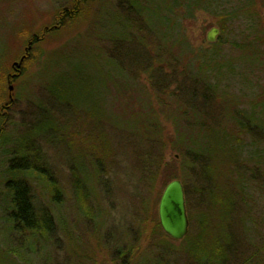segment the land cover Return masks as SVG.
<instances>
[{"label": "rangeland", "instance_id": "obj_1", "mask_svg": "<svg viewBox=\"0 0 264 264\" xmlns=\"http://www.w3.org/2000/svg\"><path fill=\"white\" fill-rule=\"evenodd\" d=\"M149 1L151 5L163 4V0ZM71 2L0 0V94L4 96L0 102V125L6 141H0V264H196L188 251L199 253L193 244L199 220L195 208L199 205L191 191L190 177H183L178 154L167 150L164 172L147 183L135 165L138 149H132L124 141L117 145L124 127L130 126L136 117L125 86L119 89L121 86L113 84L119 80L118 65L134 68V54L127 46L112 47L108 39L112 35L109 27L117 22L114 9H121L126 0H95L85 19L48 32L40 42L33 44L20 75L10 83L11 99L8 96L7 74L12 72V63L24 54L30 37L41 35L44 26L53 22L58 9L68 7ZM255 4L263 18L264 32V0H255ZM129 5L134 6L130 2ZM183 26L194 47L210 44L206 34L212 27L219 30L215 41L220 34L215 15L201 9L195 11L192 19L183 21ZM231 28L232 32L224 36L228 43L238 41L242 29L235 25ZM260 43L264 49V35ZM223 49L231 57L238 53L230 47ZM239 55L248 64L254 59L246 53ZM245 75L247 84L254 83L252 93L264 87L263 72L254 69L246 71ZM239 88L248 93L246 85H240L239 81L231 82L227 90L237 94ZM241 100L250 98L246 96ZM73 107L80 112L77 117L72 114ZM159 119L164 138L173 136L171 122L165 115ZM106 129L116 142L108 160L111 163L116 158L94 178L91 168L94 158L87 156V150L101 143L99 135L105 134ZM256 129L264 136V117ZM89 134L96 139L88 140ZM26 145L36 149H23ZM37 148L40 158L35 156ZM9 150L13 151L15 159L6 153ZM215 152L216 163L220 164L221 150L215 149ZM10 160L13 166L9 168ZM82 165L86 175L82 173L80 179H76V170L82 171ZM31 166L43 180L23 173L18 177L29 184L35 205L46 209L53 217V223H45L48 227L36 236L28 230H10L14 221L8 212L11 204L5 188L7 182L18 178L14 177V171ZM166 175L188 186L185 202L191 218L184 241L172 239L159 226L157 208ZM49 178L58 189V203L53 200L56 189L50 186L53 182ZM257 179L264 189L259 173ZM77 183L82 190L80 196L86 199L83 204L77 203L75 198ZM257 193L254 192V198ZM257 206L264 207V192ZM241 216L243 213L236 211L229 218L226 231L219 228L216 214L209 213V229L206 236H202L203 244L219 238L238 251L247 249L251 239L249 231L243 228L241 231L238 226ZM231 259L235 261L233 256Z\"/></svg>", "mask_w": 264, "mask_h": 264}, {"label": "trees", "instance_id": "obj_2", "mask_svg": "<svg viewBox=\"0 0 264 264\" xmlns=\"http://www.w3.org/2000/svg\"><path fill=\"white\" fill-rule=\"evenodd\" d=\"M94 1L72 0L68 7L59 8L58 13L62 11L64 14L62 25L49 32L85 19ZM126 2L121 4V9H114L117 22L109 27L112 35L108 39L112 47L117 45L122 49L127 46L134 54V68L118 65L119 80L113 84L121 86L119 89L125 86L136 117L130 126L124 127L117 145L124 141L125 145L138 149L135 165L147 183H152L164 172L167 150L178 154L183 177H190L191 191L199 205L195 208V215L199 218L198 231L193 236V244L199 253L195 255L188 251L196 264H208L207 260L211 264H264V207L257 206L264 192L263 183L257 182L258 173L264 182V136L256 129L264 117V87L252 93L254 83L247 84L245 78L246 71L258 69L264 73V49L260 43L264 35L263 18L255 0H163V4L154 2V5L149 0ZM199 9L215 15L220 29L217 40L207 47H194L183 26V21L192 19ZM234 25L242 29L238 41L228 43L224 36L232 32ZM35 43L33 40L32 45ZM224 47L238 50V55L231 57L224 52ZM242 53L254 56L253 61L245 63L239 55ZM235 81L246 85L248 93L242 88L237 94L229 92V84ZM246 96L250 100L242 101ZM3 99V94H0V102ZM72 110L75 117L80 114L77 107ZM161 115H165L173 125L174 133L169 138L163 136ZM106 132L107 129L105 134L99 135L101 143L87 150V156L94 158L91 163L94 178L116 158L115 154L111 163L108 160L116 142ZM4 135L0 125V141L6 143ZM92 137L89 134L88 140L96 139ZM23 149L36 148L26 145ZM215 149L221 150L220 164L216 163ZM6 153L15 159L13 151ZM39 154L37 148L35 156L40 158ZM12 161H9V168L13 166ZM84 167L82 171L76 170V179H80L82 173L86 175ZM22 173L43 180L36 174L34 166L14 171L13 175L18 177ZM174 178L166 175L165 184ZM49 180L53 182L51 178ZM184 185V194L189 195L188 186ZM50 186L56 189L54 182ZM5 188L14 221L10 230H28L36 236L48 227L45 223H53L48 211L35 205L25 180L18 177L7 182ZM255 191L259 192L256 198L253 197ZM55 192L53 200L58 203V189ZM81 192L77 183L75 198L77 203L83 204L86 199L80 196ZM81 208L83 210L82 205ZM236 211L243 213L238 226L241 231L242 228L249 231V247L238 251L230 244H223L219 238L204 245L202 236L205 237L209 229V213H215L219 228L226 230L229 218ZM187 216L191 218L190 210H187ZM187 237L188 234L183 241ZM232 256L235 261H232Z\"/></svg>", "mask_w": 264, "mask_h": 264}, {"label": "water", "instance_id": "obj_3", "mask_svg": "<svg viewBox=\"0 0 264 264\" xmlns=\"http://www.w3.org/2000/svg\"><path fill=\"white\" fill-rule=\"evenodd\" d=\"M219 30L212 27L206 34V40L213 43L218 35ZM27 46L25 54L13 63V66L19 67L24 58L27 57ZM7 89L9 98L11 99V90L13 89L8 80ZM159 226L169 237L175 240L183 239L189 229V219L185 205L184 189L181 181L177 178L170 180L164 187L157 208Z\"/></svg>", "mask_w": 264, "mask_h": 264}, {"label": "flooded vegetation", "instance_id": "obj_4", "mask_svg": "<svg viewBox=\"0 0 264 264\" xmlns=\"http://www.w3.org/2000/svg\"><path fill=\"white\" fill-rule=\"evenodd\" d=\"M63 17H64V14H63V12L61 11V12H57V14L54 16V19H53V22L51 23V25L50 26H44V28H43V31H42V33H41V35H37V34H33L31 37H30V39L27 41V46H32V43H33V40H35V42L36 43H38V42H40V40H42L43 38H44V36L49 32V31H51V30H53V29H58L59 27H61V25H62V20H63ZM27 46H26V48H27ZM26 48H25V50H26ZM25 50H24V54H25ZM23 54V55H24ZM28 55H27V57L29 56V52L27 53ZM22 55V56H23ZM21 56V57H22ZM20 57V58H21ZM26 57V58H27ZM19 58V59H20ZM26 58H24L23 59V61L26 59ZM23 61H22V63H21V65L17 68L16 66H13V63H12V65H11V69H12V72L11 73H9V74H7V82H8V80H10V82L13 80V78L14 77H17L18 75H20V73H21V71H22V64H23ZM7 106L8 105H6L5 107L7 108ZM69 118H71V115L69 116ZM73 120V119H72Z\"/></svg>", "mask_w": 264, "mask_h": 264}, {"label": "bare ground", "instance_id": "obj_5", "mask_svg": "<svg viewBox=\"0 0 264 264\" xmlns=\"http://www.w3.org/2000/svg\"><path fill=\"white\" fill-rule=\"evenodd\" d=\"M27 53H28V51H27ZM18 68V67H17ZM11 83V82H10ZM12 208L10 207V210H11ZM10 210L8 211L9 213H10ZM52 219H53V217H52ZM53 221V220H52Z\"/></svg>", "mask_w": 264, "mask_h": 264}]
</instances>
